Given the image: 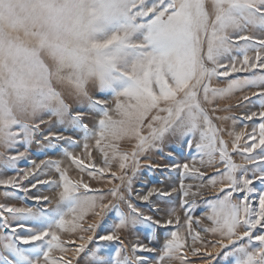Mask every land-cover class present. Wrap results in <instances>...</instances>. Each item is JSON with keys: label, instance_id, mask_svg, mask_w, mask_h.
<instances>
[{"label": "snow or ice", "instance_id": "obj_1", "mask_svg": "<svg viewBox=\"0 0 264 264\" xmlns=\"http://www.w3.org/2000/svg\"><path fill=\"white\" fill-rule=\"evenodd\" d=\"M32 3L91 47L58 79L0 42V264H264V0Z\"/></svg>", "mask_w": 264, "mask_h": 264}, {"label": "clouds", "instance_id": "obj_2", "mask_svg": "<svg viewBox=\"0 0 264 264\" xmlns=\"http://www.w3.org/2000/svg\"><path fill=\"white\" fill-rule=\"evenodd\" d=\"M13 8L18 16L25 18V24L13 27L5 11L3 18H0V32L6 38L23 40L28 47L40 52L41 58L58 79L62 74L74 71L75 57L83 55L85 49H90V42L78 38L72 32L57 30L44 21L37 20L32 0H18ZM90 79L98 85L97 79Z\"/></svg>", "mask_w": 264, "mask_h": 264}, {"label": "rangeland", "instance_id": "obj_3", "mask_svg": "<svg viewBox=\"0 0 264 264\" xmlns=\"http://www.w3.org/2000/svg\"><path fill=\"white\" fill-rule=\"evenodd\" d=\"M15 2H18V0H2V2H0V18H3L4 16V12L7 11V15L10 18L11 24L13 27H18V26H23L25 24V18L22 16H18L13 8V4ZM0 42H3V44L5 46H12L13 51L18 55L19 61H23L24 56L31 50H34L30 47H28L23 40H19V39H11V38H6L5 35L0 32ZM9 63L11 64L12 61L10 60ZM250 91H255V89H251ZM244 93H237L235 96L231 97V98H226V99H220L218 101L219 105L221 107H224L225 105H235L236 104V98L238 96L243 95ZM255 110V109H253ZM243 112V109L239 108V107H232L229 109V111L227 112H218L216 113V115L219 116H229V115H234V116H241ZM98 119V117L96 118ZM85 123H89V121H85ZM218 125L221 127H226V128H231L232 127V121H226V122H219L217 121ZM245 123L247 122H240L237 124L236 126V131H243L245 129ZM91 123H89V127H91ZM250 130V129H249ZM77 131H80L79 129ZM65 135H73L72 132L70 131H66L64 133ZM80 135L82 136L83 133L82 131H80ZM227 139V137H225ZM71 151H79V149H69ZM174 153L176 154L178 157H185L187 155V149L184 148L182 145L178 144V143H169L167 145V147L164 149V153H160V152H154L153 153V159L154 160H159L161 158L162 155H166L167 153ZM48 156H51L54 159H59L60 157L53 155L52 152H48L47 154ZM45 156H40V155H34L32 157V159L37 160V162L39 161V159H44ZM236 161L242 162L240 157H235ZM142 163H145L147 161L142 160ZM165 162H167L165 160ZM65 164H67V160L65 159ZM21 167H24L26 165L21 164ZM211 171V170H209ZM69 175L70 177H72L73 179L78 178V172L74 170V166L73 168L69 169ZM143 177L145 178L146 181H149V187L152 185H156V186H161L158 182L164 181L166 178L169 177V173L168 172H163V171H148V170H143L142 173ZM173 176L175 175L174 173L172 174ZM84 179L86 182H88L92 187H106V184H98L96 183V181L93 180H89L87 178V176H84ZM186 182H190V181H186ZM137 187H139V185H137ZM43 192L44 195H48V196H54L55 195V191L54 190H50L47 187L43 188L41 190ZM216 192V189L213 188H206L202 191V197L203 198H211ZM207 209L201 205L198 210L196 211L195 215L196 216H201L202 213L204 211H206ZM204 223H207V221H204ZM209 240L211 239H218V237H212L209 236L208 237ZM161 240H163V238L161 237ZM194 264H200V261H195Z\"/></svg>", "mask_w": 264, "mask_h": 264}]
</instances>
